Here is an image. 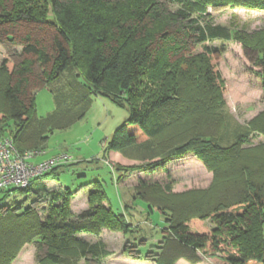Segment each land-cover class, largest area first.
I'll return each instance as SVG.
<instances>
[{"label": "trees", "instance_id": "trees-1", "mask_svg": "<svg viewBox=\"0 0 264 264\" xmlns=\"http://www.w3.org/2000/svg\"><path fill=\"white\" fill-rule=\"evenodd\" d=\"M164 1L179 6L171 10ZM164 1L0 0V42L21 46L18 60L3 57L0 61V136L10 137L18 151L39 149L43 138L27 129L33 118L34 93L65 69L74 67L95 94L108 96L118 104L126 101L130 108L128 119L115 129L104 157L117 151L123 157L136 159L132 156L138 155V159L148 158L149 162L137 168L115 162L114 169L150 170L171 157L193 152L214 172L213 181L205 187L207 191L191 188L184 195L212 188V200L205 204L191 201L184 209L167 202L175 194L171 184L140 181L135 186L134 198L143 200L150 211L172 214V219L165 216L161 235L165 238L170 232L175 240H171L164 251L167 256L162 255L159 264H173L183 254L196 260L194 251L205 250L208 244L213 250H219L221 244L233 248L225 264H264V143L243 149V137L239 136L229 148L218 146L217 150L212 138L220 132L217 127L221 115L219 123L208 119V125L217 131L209 133L204 128V113L210 115L215 107H221L226 92L215 63L223 47L209 46L208 41L236 39L243 47L257 51L253 65L259 69L256 75L262 79L263 97L264 43L260 47L251 45L226 26L201 21L207 4L232 2L264 8V0ZM188 90L190 94L185 95ZM67 99L69 103L60 104L69 110L81 100L85 103L84 98L72 93ZM197 112L198 124H190L189 130L179 135L178 120ZM9 119L14 122L13 129L7 123ZM250 125L264 135V110ZM164 132L166 137H161ZM158 137L163 145L159 150L151 143ZM218 160L226 164L225 185L216 182L222 168ZM43 175L32 180H40ZM32 180L26 188H13L24 191L36 185L40 193L33 202L44 200L45 185ZM11 190H0V264H10L27 242L35 243L34 258L40 264H76L79 259H96L100 246L78 234H98L103 224L127 233L129 225H133L123 213H115L102 203H94L76 219H68V199L56 209L62 211L60 217L52 212L43 220L31 204L6 202ZM65 193L71 195L69 188ZM94 193L89 194L90 203ZM99 193L105 199L104 191ZM52 197L59 201L63 195L54 192ZM192 218L209 219L214 227L192 235L186 224Z\"/></svg>", "mask_w": 264, "mask_h": 264}, {"label": "rangeland", "instance_id": "rangeland-1", "mask_svg": "<svg viewBox=\"0 0 264 264\" xmlns=\"http://www.w3.org/2000/svg\"><path fill=\"white\" fill-rule=\"evenodd\" d=\"M164 4L171 10L179 6L178 3L168 1H164ZM204 20L226 26L251 45L256 44L260 47L264 43V8H251L232 2L207 4L206 13L201 21ZM207 45L223 47V52L218 55L215 63L226 84L223 105L215 107L210 115L204 113V128L209 129V133L211 130L214 132L217 130L208 125V119H215L219 123L218 115H221L217 127L220 132L217 131L218 136L212 138L214 147L217 150L219 147L229 148L239 136L243 137L240 144L243 149L264 143V135L252 130L250 125L251 120L264 110L262 79L256 75L259 69L253 65L257 51L243 47L241 41L236 39L211 40ZM20 50L21 46L18 43L0 42V61L3 57L18 60ZM196 50H201V47H197ZM71 93L74 97L84 98L85 103L81 100L73 109L65 108L60 102L69 103L67 98ZM189 94L190 90L185 92V95ZM129 115L130 108L126 101L118 104L108 96L95 94L74 67L65 69L57 78L50 80L47 86L37 89L34 93L33 118L31 127L28 126L27 129L30 133L34 132L43 138V143L39 149L26 150L38 152L31 158L33 162L57 156H62L64 160L54 166L52 171L41 176L40 180L39 178H36L37 181L32 180L33 183L40 182L45 185L47 192L44 200L33 202L36 194L38 196L40 193H37V186L33 185L24 191L16 190L13 186L6 188L12 190L5 197V201L31 204L37 217L43 220L52 212L60 217L62 211L56 209L64 199H68L66 216L68 219H76L77 215L89 209L90 205L102 203L106 207L110 206L115 213H123L129 224H133L129 225L127 233L103 224L98 234L86 232L78 234V237L85 241L97 243L100 246V256L96 259H86L87 261L79 259L76 264H159L158 260L164 258L162 255H166L165 249L168 250L171 240L174 241L175 237L167 232L165 238H162L161 228L166 224L165 216L172 219V214L170 211L161 213L156 209L150 211L143 200L134 198L135 186L140 181L171 184L172 193L175 194L167 202L175 203L174 207L180 209L187 207L191 201L205 204L215 196L209 194L214 192L212 188L209 192L201 191V194L184 196L191 188L199 187L207 191V185L213 181V170H209L193 152L171 157L150 170L114 169L112 164L115 162L133 165L134 168L143 162H149L148 158L138 159V155L132 156L136 159L123 157L117 151H111L108 158L104 157L115 129L122 125ZM193 115L181 122L178 120L176 132L180 131L179 135L182 131L189 130L187 127H190V124H198L200 113ZM7 123L11 129L14 128L13 120L9 119ZM6 132L8 133V130ZM177 133L175 138L179 136ZM161 137H166L165 132ZM160 138L151 141L157 150L163 146ZM223 162L218 160V166L222 168L220 178H216V182L220 185H225L223 171H226V164ZM66 187L71 191L70 196L65 193ZM103 191L105 199L99 197L101 194L99 192ZM54 192L61 193L62 200H53ZM90 192H95L93 194L95 202L90 203ZM216 193H219L217 189ZM186 224L192 235H201L214 227L209 219L192 218ZM34 250L35 243H24L10 264H40L34 258ZM228 252H234L229 245L221 244L219 250H213L208 244L205 250L194 251L196 260H191L183 254L175 258L173 264H225Z\"/></svg>", "mask_w": 264, "mask_h": 264}, {"label": "built area", "instance_id": "built-area-1", "mask_svg": "<svg viewBox=\"0 0 264 264\" xmlns=\"http://www.w3.org/2000/svg\"><path fill=\"white\" fill-rule=\"evenodd\" d=\"M36 150L18 151L10 137L0 136V190L10 186L26 188L32 178L47 173L64 160L62 156L31 161Z\"/></svg>", "mask_w": 264, "mask_h": 264}, {"label": "crops", "instance_id": "crops-1", "mask_svg": "<svg viewBox=\"0 0 264 264\" xmlns=\"http://www.w3.org/2000/svg\"><path fill=\"white\" fill-rule=\"evenodd\" d=\"M208 184V183H207Z\"/></svg>", "mask_w": 264, "mask_h": 264}]
</instances>
